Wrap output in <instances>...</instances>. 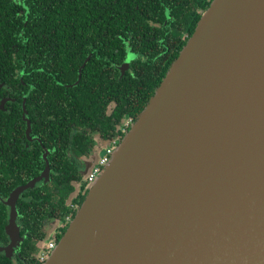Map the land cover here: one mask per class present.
I'll list each match as a JSON object with an SVG mask.
<instances>
[{
    "label": "water",
    "instance_id": "water-1",
    "mask_svg": "<svg viewBox=\"0 0 264 264\" xmlns=\"http://www.w3.org/2000/svg\"><path fill=\"white\" fill-rule=\"evenodd\" d=\"M43 264H264V0H212Z\"/></svg>",
    "mask_w": 264,
    "mask_h": 264
},
{
    "label": "flooded vegetation",
    "instance_id": "flooded-vegetation-1",
    "mask_svg": "<svg viewBox=\"0 0 264 264\" xmlns=\"http://www.w3.org/2000/svg\"><path fill=\"white\" fill-rule=\"evenodd\" d=\"M205 2L211 4L212 0H99L97 3L87 0L84 31L68 32L67 43L39 46L36 54L45 59L51 56V66L36 70V84L23 80V75L20 85L0 83V88L6 90L0 99V104L5 101L0 111L11 114L15 104L22 109V123L18 125L23 127L22 135L18 138L14 134L8 149L1 151L3 158L14 164L6 173L19 179L15 189L36 181L34 187L18 198L15 218L18 234H14L17 237L14 240L7 232L11 214L7 200L15 189L5 196L0 181V264H37L41 254L48 259L51 252L47 246L60 241L90 190L92 170L103 156L114 152L137 119L121 103L122 78L131 74L140 80L146 68H156L151 76H160L169 61L171 44L192 36L189 28L195 21L197 25ZM122 16L131 22H116ZM138 20L141 31H146L148 36L145 39V35L139 36L137 44H143L133 46V41L127 42L119 32L133 31L130 28L138 26ZM96 47L103 54L95 59L97 69L108 86H100L97 95H79L73 87L81 81L94 55L91 49ZM122 47L126 49L125 58ZM64 58L68 66L82 60L76 81L71 75L66 77L65 70L60 72L58 63ZM60 86H64L60 94L66 102L58 104L52 99L49 104L63 105L61 112L42 106V100L29 101L35 89L41 96L44 87L59 89ZM112 87H117L118 92H112ZM81 96L87 99L80 102ZM91 97L101 107L94 112ZM9 136L5 133L6 138Z\"/></svg>",
    "mask_w": 264,
    "mask_h": 264
},
{
    "label": "trees",
    "instance_id": "trees-1",
    "mask_svg": "<svg viewBox=\"0 0 264 264\" xmlns=\"http://www.w3.org/2000/svg\"><path fill=\"white\" fill-rule=\"evenodd\" d=\"M98 1L99 0H92L93 3H97ZM86 6L87 0H0V83L8 84L9 82L13 84V86L15 84L20 85V76L23 75V80L28 83L32 82L36 84L38 80V72L36 70L51 66V56H47L45 59L36 54L40 50L39 46L41 44L67 43L68 32L84 31L85 22L87 20ZM139 6H141V4H139ZM209 6L210 2L203 3L204 11ZM198 19L199 18H197V21ZM116 22L126 24L131 21L122 16ZM138 22V26H131L130 29H133V31L119 32L121 37L127 42L133 41L131 43L133 46L143 44V42L137 44V38L139 36L145 35L144 39L148 36L146 35V31H141L140 20H138ZM196 26L195 21L189 28V31H191L190 35L194 32ZM112 35L113 37L119 36L115 34ZM175 38L176 36H172V39ZM188 40L187 38L185 41L177 39L171 44L169 48V61L160 76H151V73L155 72L156 68H146L143 69L144 74L141 76L140 80H137V77L131 74L122 78L120 89L122 92L121 103L123 107L126 108V111L138 117ZM25 45H27V47ZM124 47H122L123 58L126 56V49ZM91 51L94 55L84 69L81 81L73 87V90L79 93V95H97L100 86H108L106 80L99 72V69H97L98 63L95 60L98 59L99 54L103 55L102 51L98 47L92 48ZM129 56H131V54ZM81 63L82 60H79L75 61L73 65L68 66L64 58V60L58 64L61 66L60 72L65 70V76L69 78V75H71L74 81H76L78 77V67ZM54 68H56V66ZM87 81H89V84ZM63 90L64 86H60L59 89L44 87L40 96L39 90L35 89L30 94L29 101L35 99L34 102L39 103L40 100H42L44 102L42 106L51 111L61 112L64 110L60 108L63 107V105L54 106L49 104V102L52 99H55V102H58V104L66 102V99L60 94V91ZM69 90L71 91L72 89ZM118 90L117 87L111 88L112 92H118ZM4 91H6L4 88H0V99ZM55 94L57 96H55ZM84 96L80 97V102L87 99ZM91 100L92 112L101 108L96 99L91 97ZM34 106L37 107V105ZM14 107L15 109H12L11 114H9V112L0 111V181L5 196L9 195V193L20 184L19 179L7 175L6 172L11 170L14 164L5 160L1 153L5 147L8 149V143L12 141L14 134H16L18 138L22 135L23 127H18V125L22 123V109L19 104L12 106V108ZM5 133H8L10 136L6 138ZM23 182L24 180L21 183ZM37 264H41V262L38 261Z\"/></svg>",
    "mask_w": 264,
    "mask_h": 264
},
{
    "label": "built area",
    "instance_id": "built-area-1",
    "mask_svg": "<svg viewBox=\"0 0 264 264\" xmlns=\"http://www.w3.org/2000/svg\"><path fill=\"white\" fill-rule=\"evenodd\" d=\"M111 155L112 154L108 153L107 155L103 156L100 159V162L94 167V169L92 170L89 176V181L91 183L96 179L98 174L101 173L103 168L108 164V162L110 161ZM55 244L56 243H51L49 246H47V249L51 252L55 248ZM46 257L47 256L45 254H41L40 260H39L41 264L45 263Z\"/></svg>",
    "mask_w": 264,
    "mask_h": 264
}]
</instances>
